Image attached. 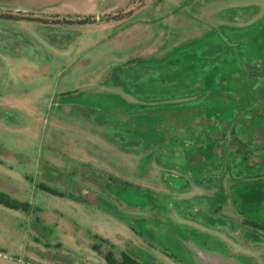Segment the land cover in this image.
<instances>
[{"label": "rangeland", "instance_id": "1", "mask_svg": "<svg viewBox=\"0 0 264 264\" xmlns=\"http://www.w3.org/2000/svg\"><path fill=\"white\" fill-rule=\"evenodd\" d=\"M260 186L264 0H0V254L264 264Z\"/></svg>", "mask_w": 264, "mask_h": 264}, {"label": "water", "instance_id": "2", "mask_svg": "<svg viewBox=\"0 0 264 264\" xmlns=\"http://www.w3.org/2000/svg\"><path fill=\"white\" fill-rule=\"evenodd\" d=\"M186 246L193 251L198 264H240L237 260L224 256L220 252L210 251L196 243L187 242ZM0 264H31L22 260H15L0 254Z\"/></svg>", "mask_w": 264, "mask_h": 264}, {"label": "trees", "instance_id": "3", "mask_svg": "<svg viewBox=\"0 0 264 264\" xmlns=\"http://www.w3.org/2000/svg\"><path fill=\"white\" fill-rule=\"evenodd\" d=\"M260 187H264V186H260ZM0 204L1 205H4L5 207L13 208V209L20 208V204H18L17 202L11 200L7 195H5L2 192H0ZM261 215H263V214L261 213ZM255 221L259 222L256 219H255ZM247 222L244 221L243 223L245 224ZM257 222H252V223H253V225L260 226ZM261 227L264 228L263 226H261ZM105 260L108 262V264H141L139 261H137L136 259L132 258L131 256H129L127 254H123L122 255V261L121 262H118L113 257V255L111 253H107L105 255Z\"/></svg>", "mask_w": 264, "mask_h": 264}, {"label": "flooded vegetation", "instance_id": "4", "mask_svg": "<svg viewBox=\"0 0 264 264\" xmlns=\"http://www.w3.org/2000/svg\"><path fill=\"white\" fill-rule=\"evenodd\" d=\"M189 242H193V243H195L194 241H192V240H190ZM209 250H211V249H209Z\"/></svg>", "mask_w": 264, "mask_h": 264}]
</instances>
